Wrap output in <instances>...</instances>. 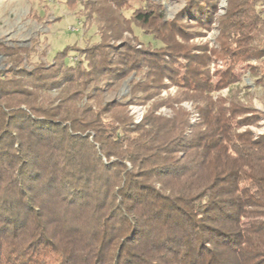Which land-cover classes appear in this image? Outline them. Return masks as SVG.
Returning <instances> with one entry per match:
<instances>
[{
  "label": "trees",
  "instance_id": "1",
  "mask_svg": "<svg viewBox=\"0 0 264 264\" xmlns=\"http://www.w3.org/2000/svg\"><path fill=\"white\" fill-rule=\"evenodd\" d=\"M219 1L165 20L152 0H64L98 40L29 69L33 48L0 39V264H264V133L240 130L261 116L232 86L239 61L264 86V0ZM212 24L216 49L189 44ZM128 78L140 103L164 78L179 92L134 123L102 99ZM182 100L193 122L155 113Z\"/></svg>",
  "mask_w": 264,
  "mask_h": 264
},
{
  "label": "rangeland",
  "instance_id": "2",
  "mask_svg": "<svg viewBox=\"0 0 264 264\" xmlns=\"http://www.w3.org/2000/svg\"><path fill=\"white\" fill-rule=\"evenodd\" d=\"M152 1L162 5V14L165 20L172 19L183 5V0ZM225 6V0H220L216 12L217 15L224 12ZM78 8L75 11L68 10L64 0H0V39L7 44L15 43L21 47L33 48L32 51H36V53L32 51L29 53L31 55L30 58L23 56L22 66L27 69L31 68L39 60L43 63H50L55 54L68 44L77 43L82 46L88 40L90 42L98 40L94 26L84 31L85 27H82V19L79 17ZM192 29L201 33L190 40V45H204L210 50L218 47L217 37L219 29L216 24H212L210 29H196V27ZM135 31L138 33V30ZM124 36L132 37L131 34L127 33ZM140 38L146 42L150 37L141 34ZM150 41L153 44H159L152 39ZM139 46L140 44H137V47ZM142 46L144 45L142 44ZM70 55L72 56H70L71 58L77 59L76 52H71ZM220 60H212L208 66L210 72L215 74L212 79L214 83L217 82L218 77V73L216 74L215 72L224 67ZM256 65V62L251 65L249 62L239 61L233 71L237 81L232 86L233 92L238 94L240 101L244 105L254 108L255 112L261 116L256 124L243 126L240 130L249 129L255 135H259L264 133V86L256 82L257 76L251 70L250 66ZM6 66H8V63H6L4 56L0 55V69ZM164 83L167 87L145 103H140L139 99L131 96L129 78L110 89H105L102 99L104 102L117 100L125 104L133 122L138 123L139 121L136 122L134 118L135 111L143 116L153 103L162 102L178 94V88L169 84L168 79L164 78ZM228 90V87H224L214 91L212 93L213 98L227 96ZM50 95L55 96L56 92H51ZM178 106L189 113L190 122L196 119V110L191 100L173 103L172 107L167 106L166 103L161 104L155 113L169 117L173 114V107L176 108Z\"/></svg>",
  "mask_w": 264,
  "mask_h": 264
},
{
  "label": "built area",
  "instance_id": "3",
  "mask_svg": "<svg viewBox=\"0 0 264 264\" xmlns=\"http://www.w3.org/2000/svg\"><path fill=\"white\" fill-rule=\"evenodd\" d=\"M141 117H142V114L135 111V114H134L135 121L136 122L140 121Z\"/></svg>",
  "mask_w": 264,
  "mask_h": 264
}]
</instances>
